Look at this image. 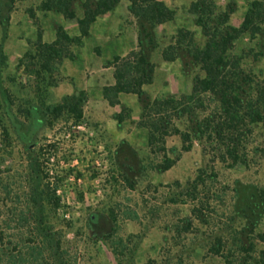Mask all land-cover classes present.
Wrapping results in <instances>:
<instances>
[{
    "label": "rangeland",
    "instance_id": "374dc122",
    "mask_svg": "<svg viewBox=\"0 0 264 264\" xmlns=\"http://www.w3.org/2000/svg\"><path fill=\"white\" fill-rule=\"evenodd\" d=\"M193 1L177 0L175 20L158 29L154 80L145 86L153 98L185 93L196 76H204L184 53L173 62L162 56L179 28L194 31L196 41L204 43L190 10ZM214 1L220 9L227 3ZM251 1L237 0L233 25L242 23ZM6 3L10 0H0L4 13ZM11 5V16L18 11L20 17L23 9L41 28L23 0ZM9 25L0 24L5 264H264V125L256 127L248 145L247 164L215 159L211 147L206 150L198 140L182 151L180 136L173 135L167 147L178 160L160 171L162 154L150 151L147 131L138 124L137 95L123 93L122 104L111 106L98 84L88 81L87 89L62 66L28 72L36 41L27 40L16 56L20 49L14 44L23 38ZM252 47L257 52L255 42L243 37L234 52L245 55L247 72L264 77V55L248 54ZM81 91L86 93L81 121L56 112ZM125 107L131 116L119 126L115 114H125ZM188 125V118L180 121L182 129Z\"/></svg>",
    "mask_w": 264,
    "mask_h": 264
},
{
    "label": "trees",
    "instance_id": "16d2710c",
    "mask_svg": "<svg viewBox=\"0 0 264 264\" xmlns=\"http://www.w3.org/2000/svg\"><path fill=\"white\" fill-rule=\"evenodd\" d=\"M13 1L5 4L6 13L0 6V24L10 21ZM120 1L43 0L40 9L61 13L65 18L77 21L80 35L73 37L58 25L56 39L47 43L39 28L35 54L25 69L30 73H48L60 67L65 59H75L72 47L80 45L83 38L90 35L97 18L113 11ZM237 8V0H227L224 9H220L214 0L191 3L190 10L195 25L205 38L204 43L196 41L194 31L179 28L174 41L162 50V56L172 62L184 53L191 57V62L199 65L204 76H196L185 93L153 98L144 90V86L154 80L155 64L151 52L159 47L158 27L173 22L177 11L163 0H131L129 10L139 30L138 48L125 57L115 56L106 62L107 66H114L116 82L105 86L103 95L111 106L122 104L120 96L123 93L137 95L141 105L138 124L147 131L150 151L162 154V162L157 168L160 171L169 170L178 160L168 152L167 138L173 135L180 136L182 151H190L194 141L198 140L205 144L206 150V145L211 147L215 159L230 166L247 164L248 145L256 127L264 125V77L247 72L243 66L245 55L236 54L234 48L237 41L248 37L259 50L255 52L252 47L248 54L253 53L257 59L264 55V0H252L248 4L239 26L231 23ZM78 9L83 10L82 16L78 15ZM85 102L86 93L81 91L78 96L64 99L55 110L72 114L81 121ZM124 110L125 114L123 111L115 114L119 126L131 116V109L125 107ZM184 118L189 119L186 129L180 127ZM198 179H201L200 175ZM1 216L0 204V219ZM2 239L0 224V244ZM0 264H5L1 245Z\"/></svg>",
    "mask_w": 264,
    "mask_h": 264
},
{
    "label": "crops",
    "instance_id": "0c3cea01",
    "mask_svg": "<svg viewBox=\"0 0 264 264\" xmlns=\"http://www.w3.org/2000/svg\"><path fill=\"white\" fill-rule=\"evenodd\" d=\"M42 1L23 0V4H25L23 8H29V11L33 12L36 18H39L44 42L51 43L56 39V28L58 25H62L73 37L80 35L77 21L65 18L61 13L40 9L39 6ZM163 1L168 6L174 8L177 0ZM130 3L131 0H121L113 11L99 16L91 28L90 35L83 38L80 45H74L72 47L76 55L75 59H65L61 65L63 70L68 71L67 74L82 78L81 84L85 85V88L89 89L88 85H86L88 81H94L98 84L100 87L99 92L103 97L104 87L113 85L116 82L114 77L115 68L114 66H107L106 62L113 60L115 56L125 57L131 51L138 48L139 30L137 21L129 10ZM18 14V11L13 12L9 29L17 30L23 38L20 39V42L14 44L16 48L18 47L20 49L16 56H21L25 47H27V40L35 42L38 39L39 26L25 10L22 9V15L20 17H18ZM78 15L82 16L83 10L79 9ZM127 18L129 22L126 21ZM169 23L160 25L158 29L169 28ZM174 31L175 29L172 33ZM153 54L154 50L151 52V60ZM94 65H98L102 72L99 68H94ZM102 73L107 74L106 79H104ZM83 79L85 80L84 82ZM145 86L144 90L146 88ZM120 99H122L121 96Z\"/></svg>",
    "mask_w": 264,
    "mask_h": 264
}]
</instances>
